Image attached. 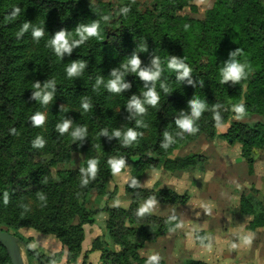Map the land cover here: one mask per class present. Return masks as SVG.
Wrapping results in <instances>:
<instances>
[{"label": "trees", "instance_id": "1", "mask_svg": "<svg viewBox=\"0 0 264 264\" xmlns=\"http://www.w3.org/2000/svg\"><path fill=\"white\" fill-rule=\"evenodd\" d=\"M191 2L152 0L145 6L138 0H0V229L23 241L29 258L58 264L62 252L41 254L31 238L19 234L23 228L53 236L65 249L67 263L78 258L83 227L94 222L96 213L86 207L87 195H103L112 174L111 162L123 159L124 166L131 168L126 188L132 203L127 209L108 210L105 228L113 247L95 238L91 249L99 252L100 264H148L149 259L140 257L138 250L145 242L177 229L178 217L141 214L139 201L185 204L189 196L170 188H142L138 185L142 176L160 168L174 174L196 170L197 165L203 169L199 154H175L177 147L200 134L207 139L219 135L230 144H239L240 156L249 167L253 150L264 148L263 0H214L203 19L181 13L186 8L197 11ZM17 7L20 12L8 19ZM123 8L129 11L125 14ZM26 22L29 29L17 36ZM93 22L99 24V36L70 53L58 57L49 46L60 31L68 34L70 43L79 39L77 28ZM34 28L44 32L39 41L32 37ZM237 49L243 51L236 59L247 65V78L221 84L220 69ZM134 55L141 61L135 73L130 65L124 67ZM157 57L159 66L153 64ZM172 58L191 68L190 77L177 79L179 72L168 67ZM74 62H83L85 67L80 75L69 78L66 69ZM157 67L159 101L152 107L144 96L152 82H145L138 73L157 71ZM113 72L128 85L119 93L107 88L108 81L116 78ZM36 84L38 88L33 87ZM161 84L168 87V93ZM36 92L41 97L51 93L52 98L44 104ZM133 97L146 108L144 114L128 107ZM192 99L206 105L195 121L199 131L180 138L176 120L191 114ZM84 104L89 105L87 110ZM238 104L245 106V115L258 119L236 120L232 108ZM214 110L222 118L221 129ZM43 111L44 123L34 125L32 117ZM66 121L69 128L61 134L58 126ZM129 129L142 135L126 147ZM78 130L80 135L73 136ZM166 133L176 141L168 149L161 147ZM39 140L44 147L33 146ZM74 154L83 155L78 167L57 169L71 163ZM92 161L97 162L95 178L88 172ZM236 210L251 216L249 229L264 225V207L252 192L241 193ZM194 235L196 243L204 244L202 232ZM0 264H10L1 245ZM159 264L165 263L159 260Z\"/></svg>", "mask_w": 264, "mask_h": 264}, {"label": "rangeland", "instance_id": "2", "mask_svg": "<svg viewBox=\"0 0 264 264\" xmlns=\"http://www.w3.org/2000/svg\"><path fill=\"white\" fill-rule=\"evenodd\" d=\"M91 1L96 2L98 0ZM138 1L146 6L149 5L152 0ZM213 1L214 0H192L191 3H194L197 6V11L189 12L188 8H186L181 13L188 14L192 18L203 19L206 10L212 6ZM41 115L46 117V111H43ZM257 119L258 117L255 115L247 114L240 121H255ZM239 149V144H230L219 135L215 136L213 139H207L204 134H200L195 139L177 147L175 154L178 156L199 154L203 157V169H199V166L197 165L196 170L177 172L175 174L164 168L152 169L142 176L138 185L145 189H153L154 187L170 188L179 194L189 193V201L184 205L175 204L171 206H160V204L155 203V201L152 202V204L160 207L162 214H170L167 212L172 211L178 215L180 219L179 223L182 224V227L185 230L198 227L201 225V222L204 221L203 218L210 215L215 216L216 224L221 222L223 226L229 227L227 224L230 222L232 224L231 227L241 229L244 226L245 218H237L233 216L231 221L228 219L218 220V216L216 215H238L234 213L235 208L237 207L236 205L238 204L236 203L235 197H238L243 192H252L264 207V148L253 150V162L250 167L248 165L246 166V164L244 165L242 160L241 162L243 164H239L237 160L240 157ZM82 160L83 155L74 154L71 163L60 165L57 169L78 167V164ZM130 179L131 168L129 165H126L119 174H111L107 180L106 190L103 195L91 192L86 198V207L88 209L96 210L93 217L94 222L97 221L101 224L102 233L99 237H96V239L98 238L101 241H105L106 244L108 243L107 245H109V247H113V245L107 236V230L105 228L109 215L108 210L115 206L123 209L129 208L132 203V194L130 190L128 191L126 186L130 183ZM213 181L226 182L228 185H232V188L229 189L230 192L226 195L222 192L218 193V190L220 189L211 188V193L216 192L215 195H212L205 191L203 187H205L204 183ZM207 187L208 186L206 185L205 188L207 189ZM207 195L211 196L208 197ZM148 200L149 199L140 200L138 203L139 207L144 208L148 204ZM226 200L229 201L228 203L231 204V207H229L228 203L225 205ZM150 208L154 209L153 206ZM228 208H231L232 210H228ZM151 209H147V211L152 212L150 211ZM154 215L162 217L158 214ZM166 217L169 216L162 218ZM37 250H39V248H37ZM39 251L46 256L53 255L45 254L41 249ZM23 257L25 264H36L39 262V260H36L35 258H29L26 255L25 249H23Z\"/></svg>", "mask_w": 264, "mask_h": 264}, {"label": "crops", "instance_id": "3", "mask_svg": "<svg viewBox=\"0 0 264 264\" xmlns=\"http://www.w3.org/2000/svg\"><path fill=\"white\" fill-rule=\"evenodd\" d=\"M237 160L241 165L243 163L244 165L246 164L241 156ZM221 182H206L204 185L205 187L206 185L208 187L207 189L205 187L203 188L212 195H215L216 192L211 193V188L220 189L218 190V193L222 192L226 195L230 192L229 189L232 188V185H228L226 182ZM207 196L210 197L211 195ZM239 197L240 195L235 197L236 203H238ZM188 201L189 198L187 202ZM152 202L154 201L152 200ZM225 202V205H227L229 201L226 200ZM228 204L229 207H231V204ZM161 205L171 206L175 204H160V206ZM151 206L154 207V209H151L150 207L148 208L151 209L150 211L152 212H149L151 214H158L162 217L171 215L177 216L178 227L173 231H168L167 233L158 236L152 241L145 242L138 250L140 257L150 259L153 255H158L160 258L159 260H162L165 264H187L191 261L198 262L199 264H264V225L254 229H249L247 224L251 219V216L239 214L236 210L237 207L235 208L234 213L238 215L222 214L216 216H218V220L228 219L230 221L233 216L237 218H245L244 226L241 229L231 227L232 224L230 222V224H227L229 227L223 226L221 222L216 224L215 216L210 215L204 217V221H202L201 225L198 227L185 230L183 229L182 224L179 223V216L174 212L170 211L167 212L170 214H162L159 206L154 204ZM228 210L232 209L228 208ZM83 228L84 240L82 242L81 253L74 262L70 263L66 262L65 249L53 236L40 235L30 228H23L19 230V234L24 238H31L33 247H37L39 250L41 249V251L45 254L62 252V256L58 264H100V254L98 251L92 250L91 245L93 240L96 237H99L102 233L101 224L96 221L91 225H85ZM199 231L202 232L201 238L202 241H204V244H198L195 242L194 234ZM245 237L251 238L250 244H245L243 242ZM36 264L41 263L38 262Z\"/></svg>", "mask_w": 264, "mask_h": 264}, {"label": "clouds", "instance_id": "4", "mask_svg": "<svg viewBox=\"0 0 264 264\" xmlns=\"http://www.w3.org/2000/svg\"><path fill=\"white\" fill-rule=\"evenodd\" d=\"M129 11L128 8H123L122 12L125 14ZM20 12V9L17 7L13 9L12 13L8 17V19H14L16 15ZM105 19H108V17H104ZM30 27L29 23H24L20 29V32L17 33V36L22 35L25 31H27ZM99 24L98 22H93L89 26H81L77 28L76 30V35L79 37V39H74L70 40L68 39V34L65 31H60L58 32L55 37L49 42V46L52 47L58 57H61L64 52H71L73 47L78 46L79 44L83 43L85 40L91 38V37H98L99 36ZM44 36V32L42 28H34L32 31V37L34 40L39 41L42 37ZM242 49H237L236 52H233L230 54V60L227 62L226 66L220 69V76L221 80L220 83L224 84L227 81H232L234 84L239 83L241 80L246 79L248 73L245 71L247 65L244 63H240L236 57L237 55H242ZM140 59L138 56L134 55L133 58L128 61L124 67L128 68V66H131V71L133 73L137 72V69H139L140 66ZM159 58L157 57L154 61L153 64L159 66ZM85 67L83 62H74L71 64L70 67L66 69L67 75L69 78L78 76L81 74L82 69ZM169 69L175 70L179 72V75L177 77L178 80H183L184 78L190 77L191 75V68L184 62V61H179L176 58H172L169 63H168ZM113 75L116 76L115 79L109 80L107 83V88L110 92H115L119 93L122 88L128 87V85H125L122 83V76L117 75L115 72H113ZM138 75L142 80L145 82H152V87L148 89L147 92L144 93L145 96V103L148 105H151L152 107H156L159 101V95L157 94L155 90V84L156 81L158 80L160 76V70L159 67H157V71H147V70H141L139 71ZM100 83V80H97V84ZM189 83H191V80H189ZM147 86V85H146ZM33 87H39L38 84L33 85ZM45 87H48V85H45ZM161 87L163 88L165 93L169 92L168 87L165 85L161 84ZM35 96L37 98H42V101L44 104H47L51 98L52 94L51 93H45L41 97V92H36ZM190 108H191V114L190 115H185L182 119L176 120V125L178 129L180 130L177 135L180 138H183L184 134L187 133L189 135H194L196 132L199 131V129L195 126V121L198 120L203 111L206 108V105L204 102L200 101L199 99H192L189 102ZM89 107L88 104H84L83 108L87 110ZM128 107L135 108L136 112L138 114H144L146 112V108L143 106L141 101L135 97H133L132 101L129 102ZM215 107H219V105H216ZM215 109V108H214ZM232 110L235 113V119L236 120H242L245 116V106L243 104H238L234 105ZM33 124L36 126H40L44 123L45 117L41 114H36L35 116L32 117ZM214 120L216 121V126L218 128L222 127V118L219 114V112L214 110ZM69 128V122H65L63 125L58 126V131L63 134L66 132ZM117 136L120 135L119 132L115 133ZM80 135V131L78 130L76 133H73V136H78ZM138 134L137 132L129 129L128 132L125 135V144L124 146H130L133 141L137 139ZM165 143L161 145L162 148L168 149L170 145L175 143V139H173L171 136H169L167 133L165 134ZM45 143L43 140H39L38 145L34 144L33 146H39L40 148L44 147ZM97 162L92 161L90 162L88 172L91 174L93 178H95L96 171H97ZM124 167V160H118L111 162V170L112 173L119 174L121 169ZM84 183H87L85 181ZM43 199V197H41ZM5 203H7V200H5ZM152 201L149 200L148 204L142 208L141 214L143 212L147 211L149 207H151ZM243 242L245 244H250L251 243V238L250 237H245ZM159 256L158 255H153L150 257L148 264H159Z\"/></svg>", "mask_w": 264, "mask_h": 264}, {"label": "water", "instance_id": "5", "mask_svg": "<svg viewBox=\"0 0 264 264\" xmlns=\"http://www.w3.org/2000/svg\"><path fill=\"white\" fill-rule=\"evenodd\" d=\"M0 245L5 249L10 264H25L23 249H26L27 246L23 241L13 234L0 229ZM39 262L44 264L42 259Z\"/></svg>", "mask_w": 264, "mask_h": 264}]
</instances>
